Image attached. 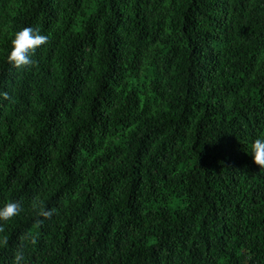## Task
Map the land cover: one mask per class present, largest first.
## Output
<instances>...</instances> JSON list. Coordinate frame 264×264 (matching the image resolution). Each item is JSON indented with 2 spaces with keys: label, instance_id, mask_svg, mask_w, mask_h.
Returning <instances> with one entry per match:
<instances>
[{
  "label": "trees",
  "instance_id": "trees-1",
  "mask_svg": "<svg viewBox=\"0 0 264 264\" xmlns=\"http://www.w3.org/2000/svg\"><path fill=\"white\" fill-rule=\"evenodd\" d=\"M163 2L0 0V264H264V0Z\"/></svg>",
  "mask_w": 264,
  "mask_h": 264
},
{
  "label": "clouds",
  "instance_id": "clouds-1",
  "mask_svg": "<svg viewBox=\"0 0 264 264\" xmlns=\"http://www.w3.org/2000/svg\"><path fill=\"white\" fill-rule=\"evenodd\" d=\"M49 37L43 35L39 30L32 27H23L14 33L11 39V49L7 55V61L15 68H23L31 66L35 63L32 56L36 49L41 45H45ZM4 99H8V94L2 93ZM251 156L253 162L264 169V137H257L251 143ZM31 207L38 216L43 218H51L55 213V208H45L40 200L34 199ZM22 210L19 201H10L0 206V225L9 221L14 216L18 215ZM0 227V231H2ZM8 243L6 236L0 237V246H5ZM33 243L35 241L33 240ZM13 264H24V256L22 251H16L13 257Z\"/></svg>",
  "mask_w": 264,
  "mask_h": 264
},
{
  "label": "rangeland",
  "instance_id": "rangeland-1",
  "mask_svg": "<svg viewBox=\"0 0 264 264\" xmlns=\"http://www.w3.org/2000/svg\"><path fill=\"white\" fill-rule=\"evenodd\" d=\"M163 4L168 11L167 15H169L171 12L170 0H164ZM158 51L159 49H157V46H149L147 53L143 56L142 65L139 67L138 71H136L135 74L131 75L128 78L129 81L139 89V96L142 101H144L148 96L152 94L150 89V81L152 78V74L150 70L152 68L151 63L154 61L153 57L157 56ZM159 102L160 100H156V104H153L154 109L159 106Z\"/></svg>",
  "mask_w": 264,
  "mask_h": 264
}]
</instances>
